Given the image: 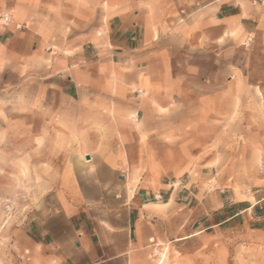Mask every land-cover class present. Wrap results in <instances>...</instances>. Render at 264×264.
Listing matches in <instances>:
<instances>
[{
	"label": "crops",
	"instance_id": "obj_1",
	"mask_svg": "<svg viewBox=\"0 0 264 264\" xmlns=\"http://www.w3.org/2000/svg\"><path fill=\"white\" fill-rule=\"evenodd\" d=\"M2 14L0 200L16 210L0 264H138L174 224L261 219L203 203L201 183L230 162L237 100L236 157L260 158L245 141L264 127V79L245 73L257 1L0 0Z\"/></svg>",
	"mask_w": 264,
	"mask_h": 264
},
{
	"label": "rangeland",
	"instance_id": "obj_2",
	"mask_svg": "<svg viewBox=\"0 0 264 264\" xmlns=\"http://www.w3.org/2000/svg\"><path fill=\"white\" fill-rule=\"evenodd\" d=\"M255 1L264 8V0ZM247 49L251 54V61L250 66L246 67V75L264 79V34L255 38V42L254 38H251ZM238 59H240L239 55L230 57V70ZM239 104L240 101L237 100L234 113L231 114L230 110V115L223 119V124L227 125L229 130L223 136L228 137L230 162L209 165L205 168L204 172L207 175L201 182L205 190L202 199L203 203L207 200V203L213 206L217 205V199L229 203L235 202L230 205L229 210L236 205L242 207L255 204L253 212L249 213L260 216L261 219L250 222V225L247 223L244 225L242 220L236 224L224 223L209 229L206 233L201 230L198 220L196 223L182 224L179 227L174 224V227L169 226L168 230H165V235L161 239L141 248L138 264H160V255L165 249L167 254L162 259L163 264H264V200H260L257 193L258 189L264 188V127L258 132L247 133L245 137V141L254 142V147L260 150L258 151L260 158L252 159L250 163L239 162L236 157L238 144L242 143L244 138V134L238 132V126L243 123L241 116L237 115ZM263 120L264 116L262 125H264ZM14 200L13 197L0 200V239H4L9 233L16 210ZM160 200L154 197V201ZM20 259L18 264H24L23 258ZM110 264H128V262L121 258Z\"/></svg>",
	"mask_w": 264,
	"mask_h": 264
},
{
	"label": "built area",
	"instance_id": "obj_3",
	"mask_svg": "<svg viewBox=\"0 0 264 264\" xmlns=\"http://www.w3.org/2000/svg\"><path fill=\"white\" fill-rule=\"evenodd\" d=\"M11 23V18L8 14H2L0 15V25H3V26H9ZM17 28L20 27V25H16ZM154 197L156 198H160L159 195H155Z\"/></svg>",
	"mask_w": 264,
	"mask_h": 264
},
{
	"label": "bare ground",
	"instance_id": "obj_4",
	"mask_svg": "<svg viewBox=\"0 0 264 264\" xmlns=\"http://www.w3.org/2000/svg\"><path fill=\"white\" fill-rule=\"evenodd\" d=\"M10 209H11V207H10ZM7 217H8V215H7ZM166 254H167V251L165 249V250L162 251V253L160 255V260H161V263L160 264H163V260L162 259L166 256Z\"/></svg>",
	"mask_w": 264,
	"mask_h": 264
}]
</instances>
